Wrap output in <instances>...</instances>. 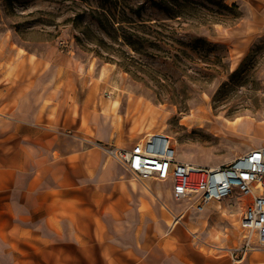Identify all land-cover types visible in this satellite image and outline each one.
Masks as SVG:
<instances>
[{
  "label": "rangeland",
  "instance_id": "obj_1",
  "mask_svg": "<svg viewBox=\"0 0 264 264\" xmlns=\"http://www.w3.org/2000/svg\"><path fill=\"white\" fill-rule=\"evenodd\" d=\"M156 1L170 12L181 11L177 16L169 15L154 5L153 0H0V42H5V51L14 41L39 57L36 73L31 74L25 63L16 84L0 86V106L22 85L42 82L50 70L54 73L60 67L58 80H62L66 106L68 93L73 94L78 103L82 101L79 127L77 124L70 126L67 119L59 125L56 118L45 113L49 107L39 115L36 123L30 124L19 119L18 106L9 105L3 114L0 113V264H10L13 258L15 264H42L40 259L46 255L39 243L43 239L35 221L31 222L30 216L13 214L9 219L3 214V210L9 208L7 201L22 204L26 194L42 189L44 168L59 176V170L49 162L51 154L55 158L72 154L68 159L72 167L77 168L86 154L92 152L91 148L97 151L99 159L97 174L91 168L84 173L96 177L94 188H90L111 194L112 199L105 208H110L116 217V207L128 212V222L124 225L128 230L127 242L116 241L113 235L106 233L107 238L117 243L112 248L104 247L108 264H264V253L255 252L258 246L264 245H259L256 237L239 242L235 228L230 222L222 221L216 212L211 213L208 229L197 237L191 236L184 226L190 208L170 196L168 183L149 179L154 189L160 185V199L153 202L141 197L137 202L135 197L130 198L117 188L120 176L128 180L133 174L114 157V172L110 176L104 173L107 149L112 151L116 140L94 133L101 120L92 109L88 78H79L64 66L70 51L86 63L93 56L99 64L115 63L114 78L127 89L155 103L175 105L176 112L169 120L167 132L180 139L179 159L209 166L229 164L249 149L242 139L247 137L248 131H254L256 121L264 117V0H179L181 3L177 5L176 0ZM222 2L231 8H224ZM104 9L115 14L116 27L121 23L124 28H113L106 22L107 30H104L95 18L104 17ZM253 10L259 17V32L248 40H235L218 30L217 23L233 26L242 17L251 16ZM124 36H131L130 43L123 41ZM235 44H244L247 52L238 68L231 71L230 49ZM50 53L53 54L51 67L45 71L43 63ZM123 71L128 75L123 77ZM204 92L210 96V101L202 98ZM126 105L124 98L122 111ZM210 106L213 114L231 118L243 115L244 125L240 131L227 137H215L205 128L188 132L186 126L179 124L182 112L191 107L207 110ZM122 140L128 146L136 141L125 133ZM40 150L42 158L35 160ZM33 159L39 170L31 165ZM32 176L37 181H31ZM64 176L68 178V174ZM60 184L65 185V182L60 181ZM50 191L59 192L57 188ZM144 200L148 207L140 211L139 203ZM162 202L175 212L187 208L186 215L168 226L162 214ZM10 211L14 212L12 208ZM62 217L54 218L59 230L58 219ZM70 219L76 221L77 217L71 215ZM94 220L97 237L103 241L105 237L99 231L105 225L98 215ZM213 227L229 228L230 239L212 242ZM237 241L238 246L234 247ZM209 246L216 248L213 253L204 251Z\"/></svg>",
  "mask_w": 264,
  "mask_h": 264
},
{
  "label": "bare ground",
  "instance_id": "obj_2",
  "mask_svg": "<svg viewBox=\"0 0 264 264\" xmlns=\"http://www.w3.org/2000/svg\"><path fill=\"white\" fill-rule=\"evenodd\" d=\"M259 17L257 12L253 10L252 15L242 17L233 26H222L217 23L216 26L222 35L231 37L233 39L248 40L259 31ZM264 23V17H262ZM259 36L261 34H258ZM10 36L7 35V37ZM247 52L244 44H235L230 49V63L229 68L235 71L243 57ZM5 54L3 57H1ZM53 54H48L43 63L44 70L51 67ZM39 57L37 54L28 51L25 47L12 41L9 43V50L5 51V42H0V85L12 86L18 80V73L22 66L26 63L29 67L30 73L34 74L38 70ZM64 66L68 70H72L79 78H88V96L92 100V109L95 116H99L101 123L97 126V133L99 135H107L108 138L116 140L114 146L118 148L129 147L123 142L122 137L124 133L129 139H136L139 143H144L152 135L164 134L168 136L175 148V156L179 159L178 145L181 144L180 139L176 135H171L167 131L169 129L173 113L176 112V106H167L163 102L155 103L143 95H137L133 91L127 89L122 83L117 82L114 78L116 72V64L110 61L98 63V60L93 56L88 63L79 59L74 51H70L67 56ZM62 68H57L56 72L51 75V78L58 76ZM128 75L126 71L122 72V76ZM32 84L22 85L17 89L5 104L0 106V113H4L9 105L18 106L21 109L27 99V92L32 88ZM62 88V80H57L52 87V93L55 94ZM42 103L37 110L41 114L47 107L50 110L47 112L51 118L56 117L57 106L59 100L52 95L38 94ZM124 98L127 101L125 111H122ZM202 98L205 101H210V96L203 93ZM55 102V103H54ZM79 114V103L74 99L73 94L68 93V115ZM244 116L229 117L223 114H213L212 107L207 110L191 107L188 111L182 112L179 116V124L186 126L188 132L194 129L205 128L215 137H227L231 133H237L244 125ZM248 131V130H247ZM247 137L243 138V142L247 143L249 147L264 145V117L257 120L254 124V131H248ZM258 140V142L256 141ZM108 156L104 163L105 171L114 172V160L112 151L107 149ZM149 180V179H148ZM143 181L132 175L130 179L120 176L118 179L117 188L122 194L132 198L134 194L139 193L143 199L147 197L155 202L160 199V185L157 188L148 182ZM185 204V203H184ZM187 205V204H186ZM148 203L144 200L139 203V210H146ZM162 214L165 217L166 224L173 226L175 222L186 215L185 209L175 212L166 203H161ZM191 211V209H190ZM242 209L227 210L223 204V200H215L210 204L205 205L201 211H191L184 226L191 236L197 237L201 232L210 227L211 213L216 212L221 217L222 221H228L235 228L238 241L244 242L245 239L253 240L257 237L255 231L244 222L242 217ZM167 214H171L168 216ZM229 228L224 230L213 227L211 229V241L215 243H222L223 239H230ZM235 242L234 247H237L239 242ZM216 248L205 247L204 251L213 253ZM257 254L264 253V247L258 246L255 249Z\"/></svg>",
  "mask_w": 264,
  "mask_h": 264
},
{
  "label": "crops",
  "instance_id": "obj_3",
  "mask_svg": "<svg viewBox=\"0 0 264 264\" xmlns=\"http://www.w3.org/2000/svg\"><path fill=\"white\" fill-rule=\"evenodd\" d=\"M52 74L53 71L50 70L47 79L42 82L35 81V84H32V88L27 92L28 100L19 109V119L29 124L36 123L40 115L37 110L42 103L41 98H38V94L43 93L44 95L55 96V99L59 100L55 117L59 125L64 124L67 119L70 126L77 124V127H79L82 119L81 106L79 107L78 115L69 114L68 116V106L63 101V88L55 94L52 93V87L59 78V76L51 78ZM79 102V104L82 103V101ZM47 111L45 110V113ZM78 136L83 137L81 135ZM104 136L107 137L105 134ZM83 138L87 139L86 137ZM91 149H93L92 152L86 154L85 159L79 162L77 168L72 167L68 159L72 154H61L60 158H55L51 154L49 162L59 170L57 172L59 176L52 175L51 172H47L44 168V178L43 182H41L42 189L26 194L25 202L22 204L16 203L15 200H8L9 208L3 210V214L9 219L13 217V214L30 216L32 218L31 222L35 221V225L39 227L37 232L43 239L39 243L46 251V255L40 259L42 264H108L103 254L104 247L112 248L117 246V243L112 241L111 238H107L106 233L113 235L116 241L121 243L128 241L127 226H124L128 222V212L116 207L115 211L118 213V217H116L110 208H105L107 202L112 199L111 194L98 192L96 189L92 190L90 187L94 188L96 177L94 175H84L89 168L93 169L96 174L98 172L96 163H98L99 156L94 148ZM40 152L41 150L35 160L42 158ZM31 165L36 168L34 159ZM37 168L36 170H39ZM104 173L106 176L111 175L105 169ZM65 174H68V178L64 176ZM106 176L101 178V181H104ZM31 181H37L35 176L31 177ZM60 181H64L65 185H61ZM162 182L170 185L168 190L171 196V183ZM44 186H47V188H44ZM54 188H57L59 192L53 193L50 191ZM133 197H135L137 202L141 198L138 193L134 194ZM147 199L149 198L147 197ZM97 201L100 203L97 204ZM223 204L228 211L233 210L229 209L225 202ZM10 208L13 209V213H11ZM61 215L64 217L58 219L59 230L56 226L55 217ZM71 215L76 216L77 220L73 221L70 219ZM95 215H98L105 225V228L99 231L105 237L103 241H100L97 237ZM8 248H10V243H8ZM10 264H15V258L11 260Z\"/></svg>",
  "mask_w": 264,
  "mask_h": 264
},
{
  "label": "built area",
  "instance_id": "obj_4",
  "mask_svg": "<svg viewBox=\"0 0 264 264\" xmlns=\"http://www.w3.org/2000/svg\"><path fill=\"white\" fill-rule=\"evenodd\" d=\"M112 155L143 181L170 182L172 198L192 212L215 200H223L229 209H242L244 222L264 245V145L249 147L229 164L209 166L178 159L170 138L156 134L127 148L114 146Z\"/></svg>",
  "mask_w": 264,
  "mask_h": 264
},
{
  "label": "trees",
  "instance_id": "obj_5",
  "mask_svg": "<svg viewBox=\"0 0 264 264\" xmlns=\"http://www.w3.org/2000/svg\"><path fill=\"white\" fill-rule=\"evenodd\" d=\"M176 1H177V3H175L176 5L181 3V2H179V0H176ZM153 4L158 6V7H160V8H163L169 15L171 14L173 16H177L178 15L177 13H180V11H181V10H175L174 12H170V11H168V8H166V6H162V4L160 2H158V1H156V0H153ZM222 5H223L224 8H231V6H228L225 2H222ZM102 15L104 17L96 16L95 18L98 21L99 25L104 30H107L106 22L110 23V25H112L113 28H122V27L124 28V26H122L121 23H119V26L116 27L117 20L115 18V14L113 15L112 12H110L109 10L104 9L103 12H102ZM216 19L225 20L223 18H218V17ZM127 21H131V20H127ZM155 39H160V38L155 36ZM123 41H125V42L127 41L128 43H130L131 36H124Z\"/></svg>",
  "mask_w": 264,
  "mask_h": 264
}]
</instances>
